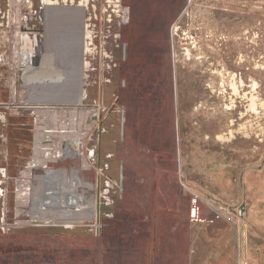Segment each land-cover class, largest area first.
<instances>
[{
  "label": "rangeland",
  "instance_id": "obj_1",
  "mask_svg": "<svg viewBox=\"0 0 264 264\" xmlns=\"http://www.w3.org/2000/svg\"><path fill=\"white\" fill-rule=\"evenodd\" d=\"M32 103L54 104L45 165ZM191 191L245 204L241 228L190 224ZM238 246L264 260V0H0V264H236Z\"/></svg>",
  "mask_w": 264,
  "mask_h": 264
},
{
  "label": "built area",
  "instance_id": "obj_2",
  "mask_svg": "<svg viewBox=\"0 0 264 264\" xmlns=\"http://www.w3.org/2000/svg\"><path fill=\"white\" fill-rule=\"evenodd\" d=\"M30 105L31 108L34 109V112L36 107L43 106L42 104H37V105L30 104ZM46 142L47 141H44L41 144L40 148H44L46 146L45 145ZM35 160L33 162H35ZM27 182L28 181L25 180L22 176V178L17 180L18 187H16V190H18L19 192L20 189H23V187L27 185ZM237 211H238L237 207H234L229 202L214 199L208 196L202 197L196 191H191L189 197V206L187 211V220L190 224H203V225L214 224L221 220L228 222H235V220L239 218Z\"/></svg>",
  "mask_w": 264,
  "mask_h": 264
},
{
  "label": "bare ground",
  "instance_id": "obj_3",
  "mask_svg": "<svg viewBox=\"0 0 264 264\" xmlns=\"http://www.w3.org/2000/svg\"><path fill=\"white\" fill-rule=\"evenodd\" d=\"M79 32H80L79 37L82 38V29ZM63 38H65V37L63 36ZM78 63H79V71H80V74L82 76V71H81L82 70V67H81V65H82V57H81V59H78ZM36 104H44L46 106L47 105H54V104H47V103H36ZM36 108H40L44 112L42 114H37L35 112L36 115H37V126H36L37 130H36V137H35V148H36V150H35V158H36L35 163H36V165H45L46 161H48V160L45 159L44 151L43 150L41 151L40 146H41V144L44 141H47L46 143H51V144H52L53 141L50 140V139H47V137H46V134L48 133V127L46 125V121H45L43 115L44 116L45 115L47 116V114L50 115V112L53 113V111L51 109L50 110L47 109L48 107H45V106H39V107H36ZM83 112H84V110H83ZM53 143H55V142H53ZM51 153H52L51 157L48 158L49 161H54V160H57V159H64L65 157H68L66 155H63V152L61 151L59 146L56 145V147H55V144H54L53 151H51ZM28 174H29V172H28ZM30 180H31V177H30ZM28 185L23 187V189H20L18 194H17V197H18L17 202H23V205L25 204V202H27L28 196H26V193L28 195V190H29V188L27 187ZM19 205H22V204H19Z\"/></svg>",
  "mask_w": 264,
  "mask_h": 264
},
{
  "label": "crops",
  "instance_id": "obj_4",
  "mask_svg": "<svg viewBox=\"0 0 264 264\" xmlns=\"http://www.w3.org/2000/svg\"><path fill=\"white\" fill-rule=\"evenodd\" d=\"M227 202V201H226ZM246 207V210H247V206H245ZM218 222H224V223H234V224H236V225H238V227H240V225L242 226V221H240V218H237L236 220H235V222H228V221H223V220H221V221H218ZM218 222H216V223H218ZM216 223H214V224H216ZM214 224H210V225H214ZM199 225H201V224H199ZM203 225V224H202ZM243 227H244V224H243ZM241 228V227H240ZM220 252H221V255H223V253H224V249H220ZM230 254L231 255H233V256H235L234 257V260H235V262H236V264H249V261H243L242 263H241V260H242V257H243V255H242V252L240 251V246H238V248L236 249V250H233V248L230 250ZM247 256H249V253H248V255ZM250 256H251V254H250ZM251 258H252V260H254L253 259V256H251ZM264 263V260L263 259H261V258H259V259H255L254 260V264H263Z\"/></svg>",
  "mask_w": 264,
  "mask_h": 264
},
{
  "label": "water",
  "instance_id": "obj_5",
  "mask_svg": "<svg viewBox=\"0 0 264 264\" xmlns=\"http://www.w3.org/2000/svg\"><path fill=\"white\" fill-rule=\"evenodd\" d=\"M46 11H50V6L46 7ZM73 139H66L63 140V142H61V144L63 145L64 150H67L70 147V144L72 142ZM71 146L73 147V144H71ZM219 200V199H218ZM237 212L240 218V221L245 220L246 218V207L245 204L241 203L237 206Z\"/></svg>",
  "mask_w": 264,
  "mask_h": 264
}]
</instances>
